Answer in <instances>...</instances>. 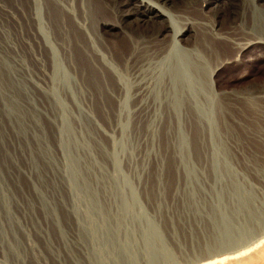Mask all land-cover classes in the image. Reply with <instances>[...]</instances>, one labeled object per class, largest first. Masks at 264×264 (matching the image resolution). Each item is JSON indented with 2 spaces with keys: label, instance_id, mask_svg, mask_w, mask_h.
<instances>
[{
  "label": "rangeland",
  "instance_id": "374dc122",
  "mask_svg": "<svg viewBox=\"0 0 264 264\" xmlns=\"http://www.w3.org/2000/svg\"><path fill=\"white\" fill-rule=\"evenodd\" d=\"M17 2L0 0V264H186L264 230V150L229 97L263 46L211 76L179 48L141 79L113 66L125 97L100 110L73 72L20 58ZM217 264H264V243Z\"/></svg>",
  "mask_w": 264,
  "mask_h": 264
},
{
  "label": "bare ground",
  "instance_id": "6f19581e",
  "mask_svg": "<svg viewBox=\"0 0 264 264\" xmlns=\"http://www.w3.org/2000/svg\"><path fill=\"white\" fill-rule=\"evenodd\" d=\"M16 1L20 58L27 53L47 70L60 65L73 72L79 85L89 93L88 101L94 100L91 104H97L100 110H117L123 100L122 83L113 66L139 77L152 66L154 70H162L161 64L172 49L179 48L188 55L197 52L211 76L222 66L238 61L253 45L264 47V0ZM197 6L199 16L192 10ZM197 28L203 37L194 42L192 37L194 31L199 32ZM120 36L127 39L124 54L115 47ZM204 42L206 49L200 48ZM217 45L228 46L230 51L221 52ZM229 97L251 108L254 120L251 138L264 150V72L258 73L250 90ZM167 102L165 111L172 112L173 107ZM263 243L264 230L252 244L198 264L224 263Z\"/></svg>",
  "mask_w": 264,
  "mask_h": 264
},
{
  "label": "water",
  "instance_id": "95a60500",
  "mask_svg": "<svg viewBox=\"0 0 264 264\" xmlns=\"http://www.w3.org/2000/svg\"><path fill=\"white\" fill-rule=\"evenodd\" d=\"M253 237L251 236L250 238H248L244 242L231 244V245H228L226 247L220 248L216 251L209 252V253H207V254H205V255H203V256H201V257H199V258H197L191 262H188L186 264H198V263L202 262L203 260H209V259H213L215 257L226 255L227 253L236 252V251L252 244L255 241L256 236H253Z\"/></svg>",
  "mask_w": 264,
  "mask_h": 264
}]
</instances>
